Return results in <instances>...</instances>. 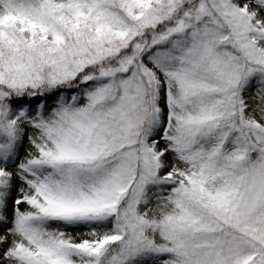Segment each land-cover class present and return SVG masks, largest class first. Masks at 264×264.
I'll list each match as a JSON object with an SVG mask.
<instances>
[{
  "label": "snow or ice",
  "instance_id": "1",
  "mask_svg": "<svg viewBox=\"0 0 264 264\" xmlns=\"http://www.w3.org/2000/svg\"><path fill=\"white\" fill-rule=\"evenodd\" d=\"M0 264H264V0H0Z\"/></svg>",
  "mask_w": 264,
  "mask_h": 264
}]
</instances>
